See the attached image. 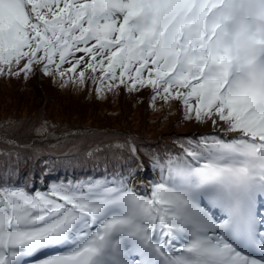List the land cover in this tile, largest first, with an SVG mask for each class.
I'll use <instances>...</instances> for the list:
<instances>
[{
    "label": "snow or ice",
    "instance_id": "1",
    "mask_svg": "<svg viewBox=\"0 0 264 264\" xmlns=\"http://www.w3.org/2000/svg\"><path fill=\"white\" fill-rule=\"evenodd\" d=\"M34 65L98 99L149 88L222 132L147 167L126 138L136 167L112 177L0 178V264H264V0H0V76Z\"/></svg>",
    "mask_w": 264,
    "mask_h": 264
},
{
    "label": "trees",
    "instance_id": "2",
    "mask_svg": "<svg viewBox=\"0 0 264 264\" xmlns=\"http://www.w3.org/2000/svg\"><path fill=\"white\" fill-rule=\"evenodd\" d=\"M23 65L22 60L20 67ZM33 67L34 71L27 79L23 74L19 77L0 76L1 134L12 136L13 118L21 111L26 115L23 119L31 121L30 124H23V120L14 121L19 123V136L22 137L28 132L37 135L44 122L57 128L63 121L71 125L72 119L77 120L74 124L81 129L90 123L97 129L65 136L63 139L71 146H59L45 153H42L41 142L23 148L0 140V178L5 181H27L35 190L43 181L44 186L40 189L43 191L57 181L112 177L128 166L136 167L130 153L115 146L124 143L126 138H134L135 144L141 148L140 159L149 164L145 150L161 155L171 150L176 154L179 149L174 142L180 138L214 134L210 130V121L198 124L194 119H184L179 101L166 104L158 99L154 107L150 106L149 88L127 93L120 87L107 93L104 99H98L90 82L83 88L74 83L62 86L58 78L44 75L39 65ZM40 94H45L41 102L37 101ZM129 117L132 122L126 121Z\"/></svg>",
    "mask_w": 264,
    "mask_h": 264
},
{
    "label": "rangeland",
    "instance_id": "3",
    "mask_svg": "<svg viewBox=\"0 0 264 264\" xmlns=\"http://www.w3.org/2000/svg\"><path fill=\"white\" fill-rule=\"evenodd\" d=\"M65 67H68V65H65ZM35 82H37V80H35ZM45 99V94H40L37 97V101H42ZM21 113V114H20ZM17 116H14L13 121H12V136H5L4 134L0 133V140L7 143L10 146H19V147H28L29 145L33 144V145H37L40 144V142L43 144L41 146V149H43L42 153H45L46 150H53L59 146H63V145H67V146H71L72 144L70 142H67L65 139H63V137L66 136H73L74 133H86V132H92L94 129H97V127H94L90 124L86 125L84 129H81L82 127L76 126V124H74L77 120L76 119H72V124L71 125H66V123L63 121V123H61L62 126L58 125L57 128H53L52 124H50L49 122H44L43 125L37 130L38 133L37 135L32 136L29 132L28 134H26V136H19V131L18 129L20 128L18 125L19 123H15V122H19L21 120H23V124H30L31 121L29 119H23V117H26V115H22V111L20 112ZM57 113V112H56ZM22 117V118H21ZM9 120V119H8ZM10 121V120H9ZM15 121V122H14ZM126 121H130L132 122V118L129 117L126 119ZM6 123H8V121L6 120ZM82 125H85L83 123H81ZM67 126V127H65ZM9 129V128H7ZM100 130H107L108 128H99ZM220 130V132H222V128H217ZM134 136H137L135 134H133ZM229 136L235 135V133H228ZM17 137V138H16ZM17 139H22L21 141L17 140ZM61 139V140H60ZM135 143V142H134ZM0 148H2V146H0ZM160 173V172H158ZM153 183V181H151ZM137 184V185H135ZM133 186L136 188V190L138 192H143L145 194H148V191L151 187V185L149 187H145V184H143V181L140 180L137 181L136 183L133 182Z\"/></svg>",
    "mask_w": 264,
    "mask_h": 264
},
{
    "label": "bare ground",
    "instance_id": "4",
    "mask_svg": "<svg viewBox=\"0 0 264 264\" xmlns=\"http://www.w3.org/2000/svg\"><path fill=\"white\" fill-rule=\"evenodd\" d=\"M159 178H160V173H155L154 175H153V183H154V181H158L159 180ZM137 181H139L140 182V180H137ZM137 181H134V183H136ZM146 184H149V185H152V182H149V181H146L145 182ZM135 185H137V184H135Z\"/></svg>",
    "mask_w": 264,
    "mask_h": 264
}]
</instances>
